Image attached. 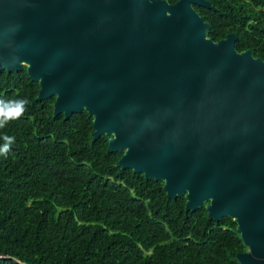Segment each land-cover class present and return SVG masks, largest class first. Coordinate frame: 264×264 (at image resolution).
Here are the masks:
<instances>
[{
    "label": "water",
    "instance_id": "water-1",
    "mask_svg": "<svg viewBox=\"0 0 264 264\" xmlns=\"http://www.w3.org/2000/svg\"><path fill=\"white\" fill-rule=\"evenodd\" d=\"M193 3L210 5L0 0V69L24 66L53 113L86 110L116 165L230 216L238 263L264 264V59L207 36Z\"/></svg>",
    "mask_w": 264,
    "mask_h": 264
},
{
    "label": "trees",
    "instance_id": "trees-1",
    "mask_svg": "<svg viewBox=\"0 0 264 264\" xmlns=\"http://www.w3.org/2000/svg\"><path fill=\"white\" fill-rule=\"evenodd\" d=\"M208 1L192 4L206 35L232 31L237 50L264 59V0ZM37 90L24 66L0 69V100L29 101L0 128V147L15 138L0 154V264H239L246 246L230 216L184 208L162 180L116 165L121 152L104 133L91 139L86 110L53 113L54 95Z\"/></svg>",
    "mask_w": 264,
    "mask_h": 264
},
{
    "label": "clouds",
    "instance_id": "clouds-1",
    "mask_svg": "<svg viewBox=\"0 0 264 264\" xmlns=\"http://www.w3.org/2000/svg\"><path fill=\"white\" fill-rule=\"evenodd\" d=\"M28 103L27 99L0 100V128L4 127L10 120L19 118ZM2 139L4 140V145L0 147V154H5L15 138L5 135Z\"/></svg>",
    "mask_w": 264,
    "mask_h": 264
}]
</instances>
